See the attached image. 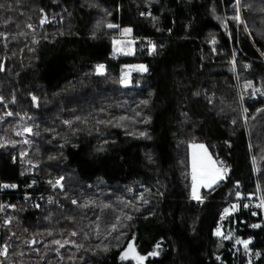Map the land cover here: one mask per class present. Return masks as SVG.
I'll return each instance as SVG.
<instances>
[{
    "label": "trees",
    "instance_id": "1",
    "mask_svg": "<svg viewBox=\"0 0 264 264\" xmlns=\"http://www.w3.org/2000/svg\"><path fill=\"white\" fill-rule=\"evenodd\" d=\"M257 188L264 0H0V264H264Z\"/></svg>",
    "mask_w": 264,
    "mask_h": 264
},
{
    "label": "snow or ice",
    "instance_id": "2",
    "mask_svg": "<svg viewBox=\"0 0 264 264\" xmlns=\"http://www.w3.org/2000/svg\"><path fill=\"white\" fill-rule=\"evenodd\" d=\"M238 2V0H237ZM234 19H236L237 21H239V11L237 12V16L234 17ZM109 27H113V25H109ZM125 31H130V29H125ZM115 43V42H114ZM103 68L102 65H98L97 66V71H101ZM138 70L140 71H146V68L144 66H139ZM122 83H127L126 79H122ZM257 91H259L257 89ZM35 97H33V100L35 101ZM25 131H30L28 129H26ZM194 149L196 148H200L203 149V145H193L192 146ZM192 198L194 199H200V196L198 194V187L200 183H203L205 187H211L212 184L216 183V181L218 179L221 178V172L219 169H214V164L211 161L210 157L205 155H200L198 154L195 150L192 153ZM210 167L214 170L213 173L211 175H209V169ZM226 171V169H225ZM57 183H59V181H57ZM75 203V201H74ZM227 209L225 210V213H227ZM254 227H258V225H254ZM216 235H220V232L217 231ZM55 243H59V241H55ZM247 243L248 242H244L245 247H247ZM157 247H159V245H157ZM128 252H132L134 253V249L132 248L131 245H129V250ZM128 252H126L125 254L122 255V259H126L128 257ZM157 253L153 252L150 253V255H156ZM134 259H137L138 261H143L144 257L142 256H133Z\"/></svg>",
    "mask_w": 264,
    "mask_h": 264
},
{
    "label": "rangeland",
    "instance_id": "3",
    "mask_svg": "<svg viewBox=\"0 0 264 264\" xmlns=\"http://www.w3.org/2000/svg\"><path fill=\"white\" fill-rule=\"evenodd\" d=\"M113 49H114L115 53H117V54H122V53L131 54V53H133V41L131 39V36H130V32L129 31H125V29H122V30H120L118 32V34L115 36V38L113 40ZM102 71H103V68H102L101 71H99V73L102 72ZM128 74H129V70H127L125 72L124 79L127 80ZM191 143H198V142H191ZM209 157L211 158V161L214 164V169H218V168L221 169V170L224 169V167H222L219 164H217V162L211 156H209ZM213 171L214 170L210 167L209 174L211 175L213 173ZM190 178H191V192H192V174H190ZM57 181H59V183H57ZM57 181H56V185L59 188L62 189L61 179H58ZM257 190H258V188H257ZM202 191L203 190H201L200 192L198 191V194H199L200 197H201ZM144 260H145V257H144ZM144 260L142 261V263L144 262Z\"/></svg>",
    "mask_w": 264,
    "mask_h": 264
},
{
    "label": "crops",
    "instance_id": "4",
    "mask_svg": "<svg viewBox=\"0 0 264 264\" xmlns=\"http://www.w3.org/2000/svg\"><path fill=\"white\" fill-rule=\"evenodd\" d=\"M141 66V65H140ZM193 145H203V149H200V148H196V149H194L192 146ZM196 151L198 154H200V155H205V153H206V156L207 157H209V156H211V154H210V152H209V150H208V148L203 144V143H191V144H189V146H188V151H189V175L190 174H192V153H193V151ZM212 157V156H211ZM213 158V157H212ZM219 169V168H218ZM220 170V172H221V178L220 179H222L223 178V176H224V173H225V170L223 169V170H221V169H219ZM210 175V174H209ZM191 179V178H190ZM220 179H218L217 181H216V183L220 180ZM215 183V184H216ZM215 184H213L212 186H214ZM211 186V187H212ZM211 187H205L204 186V184L203 183H200L199 184V187H198V191L200 192L201 190H207V189H209V188H211ZM191 196H192V192H191ZM194 199V198H193ZM194 200H198V199H194Z\"/></svg>",
    "mask_w": 264,
    "mask_h": 264
},
{
    "label": "built area",
    "instance_id": "5",
    "mask_svg": "<svg viewBox=\"0 0 264 264\" xmlns=\"http://www.w3.org/2000/svg\"><path fill=\"white\" fill-rule=\"evenodd\" d=\"M109 58H113V56L110 54ZM28 195H26L27 197ZM47 202H50L52 200L51 197H46ZM252 208H253V214L259 213L260 217L259 220L256 222L255 225H264V197L261 195V193L256 190V198L252 201Z\"/></svg>",
    "mask_w": 264,
    "mask_h": 264
},
{
    "label": "water",
    "instance_id": "6",
    "mask_svg": "<svg viewBox=\"0 0 264 264\" xmlns=\"http://www.w3.org/2000/svg\"><path fill=\"white\" fill-rule=\"evenodd\" d=\"M129 245L132 246V248L134 249V253L132 252H128L129 250ZM126 252H128V257L125 260H132L135 264H142V261H138L137 259H134L133 256H139L136 250V247L134 245V240L133 238H131L128 243L126 244V246L122 249L121 251V255L125 254Z\"/></svg>",
    "mask_w": 264,
    "mask_h": 264
}]
</instances>
